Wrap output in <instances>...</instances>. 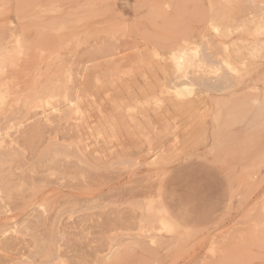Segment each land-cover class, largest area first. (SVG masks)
Listing matches in <instances>:
<instances>
[{
  "label": "rangeland",
  "instance_id": "rangeland-1",
  "mask_svg": "<svg viewBox=\"0 0 264 264\" xmlns=\"http://www.w3.org/2000/svg\"><path fill=\"white\" fill-rule=\"evenodd\" d=\"M0 138V264H264V0H0Z\"/></svg>",
  "mask_w": 264,
  "mask_h": 264
},
{
  "label": "bare ground",
  "instance_id": "bare-ground-1",
  "mask_svg": "<svg viewBox=\"0 0 264 264\" xmlns=\"http://www.w3.org/2000/svg\"><path fill=\"white\" fill-rule=\"evenodd\" d=\"M209 82H210V81H209ZM210 83H211V82H210ZM212 83H213V82H212ZM183 85H185V84H183ZM183 85H182V86H183ZM182 86H181V87H182ZM176 88H177V87H176ZM182 88H183V87H182ZM184 89H185V88H184ZM9 139H10V138H9ZM6 142H7V141H6ZM4 144H5V139H1V138H0V150H2V151H4V150H5L4 148L6 147ZM52 145H53V144H52ZM56 146H57V145H56ZM54 150H55V149H54ZM51 152H52V150H51ZM0 153H1V152H0ZM54 154H55V153H54ZM57 160H58V159H57ZM53 162H55V161H53ZM24 163H25V162H24ZM39 169H40V168H39ZM2 171H4V169H0V172H2ZM5 171H6V169H5ZM5 175H6V173L3 174V179H6V176H5ZM24 179H25V178H24ZM7 181H8V180H7ZM24 181H25V180H24ZM5 185H6V184H5ZM21 186H22V185H21ZM3 187H4V186H3ZM23 189H24V188H23ZM24 200H25V199H24Z\"/></svg>",
  "mask_w": 264,
  "mask_h": 264
}]
</instances>
